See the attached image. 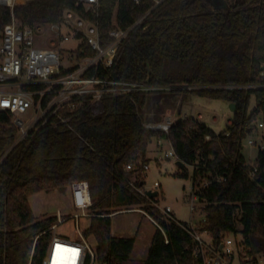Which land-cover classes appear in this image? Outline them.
<instances>
[{
  "label": "trees",
  "instance_id": "obj_1",
  "mask_svg": "<svg viewBox=\"0 0 264 264\" xmlns=\"http://www.w3.org/2000/svg\"><path fill=\"white\" fill-rule=\"evenodd\" d=\"M224 3L226 8H222ZM152 6V0L141 4L101 0L99 19L106 40L116 9L118 25L126 29ZM68 11L84 16L75 0H34L13 10L0 6V33L13 18L21 28L34 27L61 23ZM147 25V30L139 28L133 33L110 73L112 80L174 86L264 84L260 77L264 0H166L151 12ZM89 55L93 51L87 49L84 56ZM174 91L235 105L226 130L216 134L189 118L173 125L168 134L148 131L145 124L162 122V112L155 113L150 106L163 97L170 99L166 92L107 95L102 115L86 108L68 125L38 127L19 143L14 116L0 110V264H42L49 230L59 220L57 216L38 218L29 197L64 191L81 180L89 182L92 194V217L84 234L95 239L96 264L130 260L136 240L115 237L112 217L132 208L157 221L169 242L157 228L144 264H198L192 256L191 236L171 218L162 216L153 200L131 185L135 179L136 187L141 183L145 186L141 170H128V166L138 161L149 163L148 148L154 139L167 140L185 164L177 168L174 177L196 179L211 174L224 179L203 190L208 202L206 228L216 240L240 234L250 247L252 239L264 240V152L258 153L255 177L250 176L241 154L249 137L264 139V130H258V123L264 122V88ZM193 166L200 172L191 174L189 167Z\"/></svg>",
  "mask_w": 264,
  "mask_h": 264
},
{
  "label": "built area",
  "instance_id": "obj_2",
  "mask_svg": "<svg viewBox=\"0 0 264 264\" xmlns=\"http://www.w3.org/2000/svg\"><path fill=\"white\" fill-rule=\"evenodd\" d=\"M31 1L34 0H0V6L13 10L15 6ZM132 1L141 4L144 0ZM165 1L152 0V8L126 29L119 27L116 9L113 16V29L109 32L108 40L103 35L99 19L101 0H75L76 7L83 11L84 16L68 11L61 23L21 28L13 18L0 33V110L14 116V123L20 130L18 143L25 140L38 127H44L49 123L52 127L68 125L86 108L94 115H102L105 111L103 98L107 95L128 97L130 94L141 92L264 88V84L174 86L112 80L110 73L116 67L135 30L139 28L143 31L147 30L151 12ZM45 35L49 37V40ZM73 37L78 39V47L67 52L63 46L71 42ZM87 49L93 51V55L84 56ZM260 77L264 79V64H262ZM26 87L29 89L26 90ZM184 119L186 118L168 117L165 122L149 123L144 126L148 131L168 134L173 125ZM70 129L75 132L74 127L70 126ZM258 130H264V122L258 123ZM169 145L170 149L162 152L159 161L176 160L178 162L174 149L170 143ZM248 145L259 147V152H264V139L261 137H249ZM158 146L162 148L160 140ZM248 167L250 176L255 177L259 168L257 158ZM135 169L141 170L145 178V173L150 170V166L149 163L140 161L128 166V170ZM192 170L191 174L195 170L200 172L199 167L196 166H193ZM203 170H206V167ZM190 179L192 190L187 195L186 201L190 203L192 219L188 223L178 222L171 207L160 205L159 193L157 197L149 198L143 183L140 187H136V180L132 179L131 185L139 193L153 200V206L162 216L171 218L191 236L194 244L192 256L198 264H264V252L253 250L246 244L242 235L227 234L220 240H216L206 228L204 211L208 202L203 196V190L213 182L222 183L224 179L212 177L211 174L199 176L196 179L190 177ZM160 186L159 182H155L151 191L157 192ZM70 190L72 206L78 211L71 216L77 220L76 233L73 238L57 233L58 226L66 220L59 214L58 223L49 230L50 242L42 264H55L54 255L61 249L64 259H67L65 264H96L95 249L78 225L79 219L92 217L93 200L89 182L77 181L72 184ZM126 211L129 210L121 212ZM196 214L201 216L198 221L194 220ZM146 215L163 233L168 244L164 229L147 213Z\"/></svg>",
  "mask_w": 264,
  "mask_h": 264
},
{
  "label": "rangeland",
  "instance_id": "obj_3",
  "mask_svg": "<svg viewBox=\"0 0 264 264\" xmlns=\"http://www.w3.org/2000/svg\"><path fill=\"white\" fill-rule=\"evenodd\" d=\"M45 36L49 40V37ZM78 44V39L73 37L71 42L65 44L63 48L67 52H71L78 47ZM166 94H170V99L166 100L163 97L162 101L159 103L154 102L150 106V110L153 112L156 113L158 110L162 112V122H165L168 117L172 119L194 118L216 134H220L226 130L229 121L233 118L234 112H232L231 104L228 102L176 91L166 92ZM254 106L255 102L253 100L252 108ZM148 108H145L147 114L150 113L149 110L147 111ZM159 140L162 148L158 146ZM169 149V142L165 139H154L149 145L147 159H149L150 170L145 173L144 189L151 191L154 183L159 182L161 186L157 189V192L160 194V205L171 207L178 222L188 223L192 219V214L190 203L186 201V197L192 190V182L190 178L174 177L178 168L176 160L159 161L162 152ZM258 152L259 147L249 146L248 139L243 142L241 154L248 165L256 160ZM189 171L192 173V167H189ZM68 193L69 189L39 192L29 197V203L38 218L58 216L59 214L61 217H67L58 226L57 233L61 236L67 235L73 238L76 233L77 220L71 216L78 213V211L67 202ZM194 217L195 221L201 219V216L197 214ZM78 225L80 231L84 232L90 225V218L83 217L79 219ZM156 230V226L149 220L146 213L137 208H132V210L126 212H118L112 217V234L115 237H129L136 240L130 260L125 264H144ZM251 241L253 250L264 252V240L252 239ZM89 242L93 247H96L93 237L89 238Z\"/></svg>",
  "mask_w": 264,
  "mask_h": 264
},
{
  "label": "water",
  "instance_id": "obj_4",
  "mask_svg": "<svg viewBox=\"0 0 264 264\" xmlns=\"http://www.w3.org/2000/svg\"><path fill=\"white\" fill-rule=\"evenodd\" d=\"M226 7H227V6H226V4L224 3V5L222 6V8H226ZM230 108H231L232 112H235V110H236V106H235V105L231 104V105H230ZM177 167H179V168H184V167H185V164H184L183 162H181V161H178V162H177ZM147 196H148L149 198H155V197L158 196V192L148 191Z\"/></svg>",
  "mask_w": 264,
  "mask_h": 264
},
{
  "label": "bare ground",
  "instance_id": "obj_5",
  "mask_svg": "<svg viewBox=\"0 0 264 264\" xmlns=\"http://www.w3.org/2000/svg\"><path fill=\"white\" fill-rule=\"evenodd\" d=\"M59 250V249H57ZM62 250V249H61ZM59 250V251H56L55 255H54V262L55 264H65L66 263V260L64 259V254H62V251Z\"/></svg>",
  "mask_w": 264,
  "mask_h": 264
},
{
  "label": "crops",
  "instance_id": "obj_6",
  "mask_svg": "<svg viewBox=\"0 0 264 264\" xmlns=\"http://www.w3.org/2000/svg\"><path fill=\"white\" fill-rule=\"evenodd\" d=\"M66 199H67V202H69V204H71V206H72V198H71V190L70 189H69V193H68V198H66ZM72 208H73V206H72Z\"/></svg>",
  "mask_w": 264,
  "mask_h": 264
}]
</instances>
